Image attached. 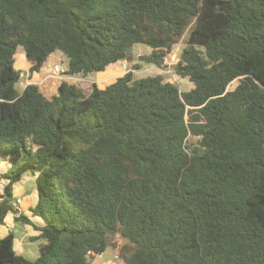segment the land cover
Instances as JSON below:
<instances>
[{
  "label": "trees",
  "instance_id": "1",
  "mask_svg": "<svg viewBox=\"0 0 264 264\" xmlns=\"http://www.w3.org/2000/svg\"><path fill=\"white\" fill-rule=\"evenodd\" d=\"M181 41L187 91L135 78L137 63L88 93L16 89L18 47L29 72L60 51L67 75L86 76L135 43L164 69ZM0 160V224L26 172L44 221L34 259L10 232L0 264H91L110 234L129 242L126 264H264V0H0Z\"/></svg>",
  "mask_w": 264,
  "mask_h": 264
},
{
  "label": "crops",
  "instance_id": "2",
  "mask_svg": "<svg viewBox=\"0 0 264 264\" xmlns=\"http://www.w3.org/2000/svg\"><path fill=\"white\" fill-rule=\"evenodd\" d=\"M50 57H52V64L45 68L43 73H40L43 65L38 72H29V67L31 64L29 63L28 68L25 70V72L29 74L31 73V80L29 82L37 84L43 94L47 97H51L56 93L57 87L62 80L75 82L74 80L78 79L77 77L79 76L72 75L73 77L69 79L71 76L69 77V75L67 76V74H61L59 76L60 80H57V76H53L57 75V73H54L53 67L54 65L60 63L59 61L61 60V54H51ZM126 61L128 60L118 61L116 63L110 64L104 70V72L106 73L109 69H112V71L109 74L100 77L101 79H99V81L104 82L105 80L110 79L111 76L118 73L119 71V74H122L123 72L125 73V71L121 72V69L123 67L122 63H125ZM117 64L119 65L116 66ZM63 76H66L67 79H63ZM29 82L27 81V83ZM47 91L50 92L48 93ZM7 168V161L0 160L1 178H3L1 175L7 170ZM31 175L33 174L30 172H26L18 181L13 184V200H15V197H18L20 199V202L16 203V206H14L15 211L8 213L6 218L4 219V222L0 224V237H3L10 232L13 233V248L15 252L25 257L30 255L34 259L38 255L40 245L43 242L42 239L36 238L40 233V231L36 229V226H42L44 224V221L41 217H39L32 211V208L34 207L38 197L37 176L36 178L32 179ZM3 180L5 181L6 179ZM18 216L25 217L27 219V222L18 220ZM33 242L37 243V247L33 244Z\"/></svg>",
  "mask_w": 264,
  "mask_h": 264
},
{
  "label": "rangeland",
  "instance_id": "3",
  "mask_svg": "<svg viewBox=\"0 0 264 264\" xmlns=\"http://www.w3.org/2000/svg\"><path fill=\"white\" fill-rule=\"evenodd\" d=\"M183 45L184 44L182 41L175 45V47L172 50L171 56H170L169 66L164 69H161L153 64H149L147 62L142 61L139 58V55L146 54L149 51V47L142 43H135L130 48V54H131L132 59L126 61L125 63L124 62L122 63L123 67L121 69V72L122 71L126 72L128 69H130V67L133 66V64L137 63L138 67H135L133 69V72H134L133 74L135 78H141V77L160 74L163 76L164 80L174 83L182 91H187L191 88L192 83L189 81L188 78L179 76L176 73L175 68H174L175 64L178 61L179 53L183 49ZM53 54H61V60L59 61L60 63H58V66L66 70L65 69L67 68L66 57L60 51H55ZM14 59H15V62H14L15 68L21 71V76L16 83V89L20 92L21 89H23V87L26 85L27 81L29 82L31 80V73L29 74L25 72V70L28 68V64L30 63V61L27 59L22 47L17 48ZM51 59L52 57L48 56V58L43 64L42 69L40 70V73H43L45 68H47L50 64H52ZM118 65L119 64H117L116 66ZM111 71L112 69H109L106 73L104 71L92 72V73L87 74L85 77L78 76L77 77L78 79H75L74 81L78 83L80 86H82L85 92L88 93L89 90L91 89V85L93 82H95L99 87H104L105 85L113 82L118 76L124 73L123 72L122 74H119L120 72L119 71L118 73L111 76L110 79L105 80L104 82L99 81V79H101L100 77L109 74ZM61 74L66 75V71L59 73V74L57 73V75H53V76H57V80H60L59 76ZM69 77H70L69 79H71L73 76L69 75ZM62 78L67 79L66 76H63ZM235 84L236 82L234 81L231 86L233 87ZM47 92L49 93L50 91H47ZM31 176H32L31 177L32 179L36 178V175H31ZM3 179L4 178L0 177V198H2L3 196L4 186L7 183L6 180L4 181ZM109 241H110V244L106 247V249L101 254L94 256L90 260L91 264H126L123 259H121L120 257H117V250L121 246H125L126 249L130 247L127 239H125L119 234H110ZM33 244L37 247V243L33 242ZM26 257L33 259L32 256L30 255Z\"/></svg>",
  "mask_w": 264,
  "mask_h": 264
},
{
  "label": "built area",
  "instance_id": "4",
  "mask_svg": "<svg viewBox=\"0 0 264 264\" xmlns=\"http://www.w3.org/2000/svg\"><path fill=\"white\" fill-rule=\"evenodd\" d=\"M53 71L55 73H58L59 74V73L64 72L65 70H64V68L59 67L58 64H57V65H55L53 67ZM19 202H20V199L18 197H15V200L12 201V204H13V206H16V203H19Z\"/></svg>",
  "mask_w": 264,
  "mask_h": 264
},
{
  "label": "clouds",
  "instance_id": "5",
  "mask_svg": "<svg viewBox=\"0 0 264 264\" xmlns=\"http://www.w3.org/2000/svg\"><path fill=\"white\" fill-rule=\"evenodd\" d=\"M67 69V68H66Z\"/></svg>",
  "mask_w": 264,
  "mask_h": 264
}]
</instances>
